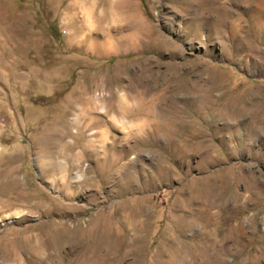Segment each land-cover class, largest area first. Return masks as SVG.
Masks as SVG:
<instances>
[{"label": "rangeland", "instance_id": "374dc122", "mask_svg": "<svg viewBox=\"0 0 264 264\" xmlns=\"http://www.w3.org/2000/svg\"><path fill=\"white\" fill-rule=\"evenodd\" d=\"M70 1L0 0V264H264V0Z\"/></svg>", "mask_w": 264, "mask_h": 264}, {"label": "bare ground", "instance_id": "6f19581e", "mask_svg": "<svg viewBox=\"0 0 264 264\" xmlns=\"http://www.w3.org/2000/svg\"><path fill=\"white\" fill-rule=\"evenodd\" d=\"M104 5L105 7L107 5H109L110 7H106L107 9L104 8H96L97 5L100 6L101 4H97V2H95V0H73L70 1L67 7V12H66V17L68 19H71L73 17V15H77V10L78 7H81L80 4L82 3V13L86 19V21H88L89 23L91 22L94 27H95V37H91L89 38L88 41L85 42V44L87 45L88 49L91 50L92 52L95 53H109L111 51L113 52H117L119 50H125L128 51L130 49V47L132 46V44H130L129 42H126V37L130 35V32L133 31L134 29L140 30L141 33H143L142 36H144V34H148L149 36H152L153 32L149 29V26H146L143 24V22L139 24H137V26L135 27V25L133 26L131 24V19H129L128 17H125V20H123V24L122 27L120 28H114L113 29V34L111 35V30L109 29V26H107L108 21H110V16L113 15V0H104ZM120 3V5L127 7L129 6V4L127 3V0H117ZM193 0H191L192 2ZM196 1V0H195ZM260 1V0H259ZM80 2V4H79ZM102 2V0H101ZM201 2V1H199ZM100 3V2H99ZM187 3V2H186ZM192 4V3H190ZM198 4V3H197ZM208 4V3H207ZM192 5H195L194 3ZM103 6V5H102ZM190 6V5H189ZM262 6V5H261ZM176 8V7H175ZM197 9V8H196ZM192 10V9H191ZM198 10V9H197ZM202 11V10H201ZM200 11V12H201ZM204 11V10H203ZM202 11V12H203ZM194 12V10H193ZM196 12V11H195ZM206 12V11H205ZM189 13H192L189 12ZM198 13V12H196ZM195 13V15H196ZM201 14V13H199ZM199 14H197L198 16H193L191 18H189L191 20L192 24L196 25V20H198ZM203 14V13H202ZM172 16V15H171ZM183 16V14H182ZM192 16V15H190ZM202 16V15H201ZM200 16V18H201ZM73 19V18H72ZM71 19V20H72ZM203 19V20H202ZM201 19V26L206 28L208 26L209 23V18L208 17H204ZM74 20V19H73ZM167 20V19H166ZM183 20V19H182ZM186 20V19H185ZM79 21V20H78ZM177 21V17H173L172 21L170 23H167V27L170 28L172 30L173 26H174V22ZM113 22V21H112ZM185 22V21H184ZM213 22V21H212ZM180 23V22H179ZM71 24V23H70ZM88 25V24H87ZM177 25V24H176ZM197 26V25H196ZM199 26V25H198ZM74 27V26H73ZM67 28V27H66ZM183 28L184 26L180 24V32L182 30L183 32ZM198 28V27H197ZM191 30V29H190ZM202 30V29H201ZM155 31V30H154ZM188 31V30H187ZM203 31V30H202ZM205 31V30H204ZM197 32V31H196ZM186 33V32H185ZM191 33V32H189ZM156 34V33H155ZM184 34V33H183ZM192 34V33H191ZM204 34V33H203ZM197 35V34H195ZM72 36V34H71ZM159 37L156 38V40H160L162 43V47L163 48H169V47H174L176 45H173L168 39H165L163 36L158 35ZM209 36V35H208ZM81 37V36H80ZM140 37V36H139ZM194 37V36H193ZM205 37V36H204ZM73 38V37H72ZM191 38V37H190ZM201 38V37H200ZM69 39V38H68ZM154 39V38H153ZM196 39V38H195ZM198 39V38H197ZM74 40L71 39L69 41L70 44H73L72 41ZM113 40V41H112ZM140 40V38H139ZM138 40V41H139ZM194 40V39H193ZM207 40V38H206ZM143 41V40H142ZM74 42V41H73ZM175 44V43H174ZM178 44V43H177ZM85 45V46H86ZM192 46V45H191ZM170 49V48H169ZM170 52V51H169ZM172 52V51H171ZM176 52V51H175ZM172 68L176 69V66H172ZM175 72V71H174ZM186 87V86H185ZM211 93V92H210ZM208 96V95H207ZM83 151L88 153V150L93 148V142L91 140L87 141L84 145H83ZM82 150V149H81ZM79 154V153H78ZM70 157V156H69ZM68 158V157H67ZM205 163V162H204ZM69 165V164H68ZM163 168V167H162ZM68 169V168H67ZM165 171V169H162ZM161 170L162 174L163 171ZM68 171V170H67ZM168 171V170H167ZM84 176H78L76 178L80 179ZM216 176H222V173L217 174ZM203 184H206V182H204ZM231 230H233L231 228Z\"/></svg>", "mask_w": 264, "mask_h": 264}, {"label": "crops", "instance_id": "0c3cea01", "mask_svg": "<svg viewBox=\"0 0 264 264\" xmlns=\"http://www.w3.org/2000/svg\"><path fill=\"white\" fill-rule=\"evenodd\" d=\"M15 73V72H13ZM23 77L24 79L21 82H17L15 79H11L9 75V79L6 80V84L9 87L8 92H6L7 98H9L10 101L13 102V108L17 113H19L20 110H26L25 111V117H29V110L32 108L31 102H32V92L31 87L33 85L32 81V74L30 70L23 71ZM19 83L23 86L22 90L24 93H19L17 91V88L19 86ZM22 115V113H20Z\"/></svg>", "mask_w": 264, "mask_h": 264}]
</instances>
